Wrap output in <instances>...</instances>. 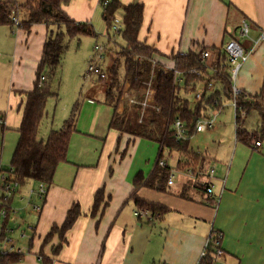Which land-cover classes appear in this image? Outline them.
Instances as JSON below:
<instances>
[{
  "label": "crops",
  "instance_id": "obj_1",
  "mask_svg": "<svg viewBox=\"0 0 264 264\" xmlns=\"http://www.w3.org/2000/svg\"><path fill=\"white\" fill-rule=\"evenodd\" d=\"M103 1L112 0H71L63 11L78 23L95 26L101 19L104 21ZM119 1L123 5H143L139 41L158 53L155 62L175 69L177 55L202 49L213 52L235 41L249 54L239 72L236 88L248 96L263 92L264 41L254 46L264 35V0ZM117 18L122 22V12L117 13ZM243 22L249 26L248 38L239 34ZM1 28L9 30L13 38L11 47H7L10 45L7 39L0 41V61L12 59L9 97L11 103L20 101V110L23 97L19 93L34 89L49 28L35 25L25 31L0 27L1 34ZM210 56L213 60V53ZM87 92V102L81 111L82 115L84 112L91 115V123L85 126L81 120L77 123L67 163L57 169L43 211L31 221L36 236L27 246L30 250L18 260L9 258L2 264H43L44 259L51 264H201L213 233L221 235L222 240L221 255L213 256L212 264H264V116L251 113L248 118L256 113L259 126L243 127L255 135L251 146L237 142L236 125L235 141L232 137L230 140L222 137L219 146L225 140L227 150L233 149L229 165L227 159L218 158L217 154L213 157L197 153L207 158L204 175L209 176L211 170L215 172L214 178L203 176L192 180L201 184L208 180L212 185L214 197L207 203L197 183H187L191 180V169H177L183 161L179 156H170L175 169L166 192L146 187L137 189L136 177L141 174L146 182L155 169L145 177L143 171L134 167L135 154L147 140L111 130L114 113L111 120L100 123L101 106L112 109L104 104V87ZM124 104L119 114L124 111ZM227 106L224 104L215 115L209 113V117L214 115L215 125L207 132L220 131L219 119ZM9 108L14 110L12 106ZM255 142L261 146L255 147ZM198 168L197 165L194 170ZM99 191H103L105 201L100 212L92 216ZM133 193L161 205L167 212L152 221L136 217ZM76 205L81 216L66 233L65 240L55 233L46 241L55 227L63 226L68 212Z\"/></svg>",
  "mask_w": 264,
  "mask_h": 264
},
{
  "label": "trees",
  "instance_id": "obj_2",
  "mask_svg": "<svg viewBox=\"0 0 264 264\" xmlns=\"http://www.w3.org/2000/svg\"><path fill=\"white\" fill-rule=\"evenodd\" d=\"M71 0H0V27L15 28L13 19L19 21L18 28L29 31L35 25H46L49 34L39 64L34 89L19 93L22 96L20 106L21 121L17 129L19 140L13 158V167L23 184L36 181L52 185L57 169L67 163L72 136L76 133L78 116L74 113L58 131H52L46 141L40 137V129L46 116V104L51 97L50 81L61 65L63 57L69 51L71 42L83 37H95L96 33L90 23H78L70 19L63 8ZM104 7L103 19L107 26V35L112 32L117 13L122 12L123 29L118 35L126 47L116 53L107 70L106 79H99L104 87V104L111 107L114 115L110 129L133 138L157 143L160 153L152 176L145 182L139 174L135 180L137 189L146 187L157 192H166L172 173L170 167L159 165L164 150L170 156L190 157L198 161L199 171H205L207 158L195 153L190 148V140L196 134L198 121L208 118L209 113L220 111L228 101L236 103L235 125L237 142L251 146L255 135L243 129L246 118L257 112L264 116V90L258 96H248L243 92L234 97L231 80V66L228 63L224 47L220 50L190 52L177 55L175 69H168L154 61L158 53L139 41L143 23L144 8L141 4L123 5L119 0H112ZM110 39V38H109ZM111 40V39H110ZM213 53V60L203 58L205 53ZM45 81L40 83L41 78ZM152 79L154 100L150 107L142 109L145 99L146 84ZM194 95L196 105L191 107L188 97ZM128 96V97H127ZM199 96V98H197ZM134 101V103H129ZM127 102L128 104L125 105ZM125 103V104H124ZM124 111L119 114L121 105ZM180 122L186 129V140L175 138V124ZM256 144V142H255ZM189 158V159H190ZM193 161V162H194ZM191 163L184 161L177 165L178 170H188ZM196 173L195 170L192 171ZM198 189L205 195V187L197 182ZM195 185L192 180L187 181ZM191 185V186H192ZM132 200L138 211H147L152 219L163 216L167 209L140 198L133 193ZM105 201L103 191L94 199L92 216L100 212ZM107 203L104 205V208ZM81 216L79 206H73L68 212L63 226L55 227L48 235V241L55 233L65 240L66 233ZM217 247L210 244L201 264H212ZM12 261L19 257L13 256ZM43 264H51L47 259Z\"/></svg>",
  "mask_w": 264,
  "mask_h": 264
},
{
  "label": "rangeland",
  "instance_id": "obj_3",
  "mask_svg": "<svg viewBox=\"0 0 264 264\" xmlns=\"http://www.w3.org/2000/svg\"><path fill=\"white\" fill-rule=\"evenodd\" d=\"M93 27L95 29L96 36L83 37L80 42L77 40L72 41L69 51L63 57L60 67L50 81V91L52 95L47 101L46 116L40 129V137L44 141L48 139L52 131L60 130L64 123L69 120L74 113L78 116V122L81 120V124L83 126L91 123V115L88 112H84L82 115L81 110L84 103L87 102V90L93 88H103V86L98 82L99 78L89 77L88 75L87 64L95 55V45H101L107 49L106 57L99 63V66H101L105 72H107L110 62L116 57V53L126 47L122 38L113 32H110V37H107V26L102 19L98 25L96 24ZM1 29H3V32L2 34L0 32V41L7 39L8 43H10L7 47H11L13 38L9 35L10 31L5 28ZM109 38L111 39L110 41L108 40ZM11 60V57H9L5 58L4 62L0 61V115L6 118L7 128L3 136L2 163L6 168L13 166L14 153L19 140L17 129L21 121V112L18 109L20 101L18 100L17 102L11 103L9 97V93L11 91L10 79H12ZM2 64L5 66H2ZM236 82L234 83L235 87ZM194 99V95H190L187 99L190 101L191 107L193 108L197 103ZM225 104L228 106L225 108L219 119V122L221 123L220 131H214L212 133H210V131L202 135H195L190 140V148L195 153H201L207 156L212 155L214 157L215 154H217L218 158L223 157L224 160L227 159V164L229 165L233 149L230 151L229 149L227 150L225 140H230L232 137L235 141V109L231 102L227 101ZM10 106L13 107V111H10ZM101 109L102 112L98 117L99 122L101 123L102 120L105 119L111 120L114 111L103 106H101ZM251 124H254L253 129L260 124L256 113L252 114L251 117L246 118L243 127H250ZM222 137L225 140L223 143L221 142L219 146ZM159 153L160 146L158 144L149 141L143 142L139 152L137 155L135 154L136 159L134 157V167L139 171H143L144 176L148 177L157 165ZM171 156L178 157L176 154H172ZM163 157L165 159V163L170 167V169L174 170V161L171 160L167 149L164 150ZM180 157L181 156L178 158ZM189 158L190 157L187 158L184 156L182 163L184 164V161L191 163L188 168L191 169L192 172L196 169L199 163L198 161H194L192 158ZM27 184H30L34 189L39 186V182L36 181H29ZM146 193L148 195L150 194L148 191H146ZM20 207H24L27 211L29 210L26 204H20ZM34 217L35 216L33 215H29L27 217L28 221H34ZM18 236L19 231L13 234L12 238L17 240ZM22 245L28 246L29 240H24Z\"/></svg>",
  "mask_w": 264,
  "mask_h": 264
},
{
  "label": "built area",
  "instance_id": "obj_4",
  "mask_svg": "<svg viewBox=\"0 0 264 264\" xmlns=\"http://www.w3.org/2000/svg\"><path fill=\"white\" fill-rule=\"evenodd\" d=\"M103 6L108 5V1H103ZM14 26L17 28L19 26L18 19H13ZM123 29L121 20L118 18L113 23L112 32L119 35ZM241 38H248L249 36V26L247 22H243L239 31ZM110 41V39H108ZM264 41V35L255 42V46ZM224 51L228 58V63L231 66V80L233 82L234 97L240 94V91L235 87L234 83L237 81L239 72L242 65L249 58V54L245 53L243 47L235 42L230 41L224 47ZM94 57L88 62V75L89 77H97L99 79H106L107 75L99 66V63L106 57L107 49L101 45H95ZM210 54L207 52L204 54L203 58H209ZM45 78L42 77L40 83H43ZM146 94L145 99L141 103L142 109L150 107L154 100V90L152 88V79L146 84ZM199 98V96L197 97ZM129 102L132 104L134 101ZM232 106L236 111V103L233 101ZM214 112L213 114L215 115ZM210 116L204 120L198 121L196 127V133H205L212 129L215 125V117ZM6 118L0 115V264L3 263L5 259H9L13 256L21 257L27 253L30 249L29 247L22 245L24 240L33 241L36 236V228L34 223L28 221V216L33 215L35 217L40 216L43 211L44 203L46 201L50 186L45 183H39V186L34 189L30 184H23L19 179L13 166L6 168L2 163V148H3V136L6 132ZM176 135L175 138L178 141L186 140V129L184 125L180 122L175 124ZM261 143L256 142L255 147H260ZM159 165L162 167L166 166L165 160H160ZM193 173V172H192ZM190 175L192 180L203 179V176L214 178L215 172L213 170L208 174L204 175L202 171L196 170V173ZM173 174L171 173L170 179ZM205 187V201L209 203L213 199L212 185L207 182L202 184ZM20 204H26L28 211L24 207H20ZM215 206L218 204L215 203ZM138 218L144 217L149 221H152V216L147 211H138L135 213ZM19 231V236L17 240L12 238L13 234ZM30 234V235H28ZM222 236L212 234L209 242L206 245V249L212 243L217 247V255L220 256L221 252L219 250L221 244ZM22 241V242H21ZM205 258V255H203Z\"/></svg>",
  "mask_w": 264,
  "mask_h": 264
}]
</instances>
